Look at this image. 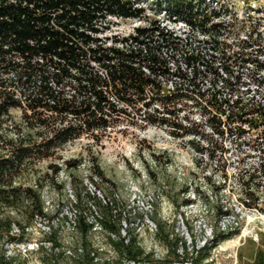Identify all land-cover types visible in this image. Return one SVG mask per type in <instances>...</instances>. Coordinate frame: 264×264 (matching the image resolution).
Wrapping results in <instances>:
<instances>
[{"label": "trees", "instance_id": "16d2710c", "mask_svg": "<svg viewBox=\"0 0 264 264\" xmlns=\"http://www.w3.org/2000/svg\"><path fill=\"white\" fill-rule=\"evenodd\" d=\"M146 1L141 5L142 0H0V264H21L7 253L6 244L24 241L26 229L35 217L48 216L43 187L21 182L28 169L84 134L105 132L110 121L130 114L132 107L140 106L141 119L149 124L169 125L170 119L177 120L178 112L187 105L200 107L202 116L207 113L216 117V124L210 128L212 135H234L238 146L247 144L260 154L256 165L250 164L237 174L242 194L247 197L244 203L250 205L252 198L264 193V129L249 133L235 126L236 122L243 123L240 111L249 104L242 98L230 102L223 97L243 91L242 70L247 62L255 61L257 67H264L256 59L262 50L251 49V43L256 41L248 39L235 42L237 46L223 42L222 64L216 66L199 49L195 53L186 49L180 52L153 19L149 26L135 27L134 35H107L114 19H147L143 6ZM155 6L168 18L184 21L192 30L210 35L215 45L237 23V17L232 18L227 7H221L222 19L214 20L221 16L220 11L209 12L205 0H155ZM240 23V30L253 31L261 25V19L254 20L250 15ZM170 49L179 50L176 61L185 62V69L169 67V58L175 57ZM207 82L210 87L205 86ZM15 108L22 113L18 124L13 125L16 134L9 137L6 123ZM172 125L195 134L197 131L181 123ZM241 138L247 141L240 142ZM199 146L194 147L210 160L215 159L217 150H224L217 140H206L205 146ZM76 162L66 164L76 166ZM53 170L59 172L57 167ZM59 187L62 190L64 183ZM86 197L96 214L88 221L79 213L77 226L83 235L99 227L107 233L109 246L118 256L131 261L147 257L136 235L122 236L123 218L114 212L116 200L95 192H87ZM81 198L79 191L74 198L78 207ZM189 203L190 199L184 201V205ZM227 237L219 231L215 242ZM165 242H171L168 236ZM172 243L176 250L182 249L180 253L174 251V261H190L183 239L176 235ZM195 252L198 255L191 264H212L206 261L208 254ZM237 258L239 264H264V238H248L238 248Z\"/></svg>", "mask_w": 264, "mask_h": 264}, {"label": "rangeland", "instance_id": "374dc122", "mask_svg": "<svg viewBox=\"0 0 264 264\" xmlns=\"http://www.w3.org/2000/svg\"><path fill=\"white\" fill-rule=\"evenodd\" d=\"M146 4L147 19H114L107 35L128 36L135 26L148 24L151 19L177 32L186 30L180 21L170 23L165 12L156 8L155 0ZM221 4L237 17L232 29L239 35L232 34L230 43L246 37L245 29L239 26L249 11L254 20L261 19L258 28L264 43V0H221ZM138 107L110 121L105 132L84 134L28 169L21 182L43 187L48 216L35 217L24 241L6 244L10 256L21 264H191L198 255L195 251L202 250L212 264H239L238 248L248 238H264V193H258L259 200L252 198L246 205L247 197L236 179L241 170L259 162V152L247 144L238 146L234 135H212L210 128L217 119L207 113L202 116L200 107L183 106L179 118H171L169 125L144 122ZM11 111L12 119L6 123L9 137L16 134L13 125L18 124L22 113L18 108ZM172 123L197 130L196 134L177 129ZM206 140H217L224 148L216 151L214 160L194 147L205 146ZM245 141L241 138L240 142ZM67 161H77V165H67ZM56 167L57 174L53 170ZM63 183L61 190L59 185ZM79 191L82 202L78 207L74 198ZM87 192L116 200L114 212L123 218L122 236L136 235L147 257L131 261L118 256L109 246L107 233L99 227L87 235L79 231V213L88 221L96 214ZM186 199L191 203L184 205ZM234 230L238 232L230 236ZM219 231L228 237L215 242ZM176 235L186 244L188 262L174 261V251H182L172 243ZM165 236L171 240L169 244L164 243Z\"/></svg>", "mask_w": 264, "mask_h": 264}, {"label": "built area", "instance_id": "2783aa9c", "mask_svg": "<svg viewBox=\"0 0 264 264\" xmlns=\"http://www.w3.org/2000/svg\"><path fill=\"white\" fill-rule=\"evenodd\" d=\"M144 1V0H142ZM206 4H207V8L209 9V12L211 10H217L220 11L221 14V0H205ZM145 3L141 2V5ZM145 6V5H143ZM224 8V7H223ZM225 9V8H224ZM251 12H247V17L248 16H252V14H250ZM233 15L232 18L236 17L234 16L235 14H230ZM229 17V16H227ZM222 19V14L219 17H215L214 20H220ZM152 20V19H151ZM154 21H156V25L160 26V29H163V31L165 32V37H168L170 39V41H172L175 45L178 46V49L180 50V52H182L181 50L186 49L188 50L190 53H195L197 49H199L200 51H203L206 53V58H208L210 60V62H213L214 65L219 66L222 64V60L221 59V53L222 50L224 52V43L226 44H231L234 46L235 42L230 43L231 41H228L229 39H231V35H239V33L235 30H231L229 32H227V34H225L224 36L221 35L218 38V45H215L213 43V41H211V36L207 35L205 33H203L200 30H192L190 28V26L184 22V21H180L179 24L183 23V26L186 28L185 31H181V32H177L175 30H173V28L169 27L168 25L165 26L163 25L162 22L153 19ZM170 23H176L178 22L177 20H175L174 18H168ZM150 23L148 22V24L146 23L145 25H139V26H149ZM137 27V26H135ZM135 29V28H134ZM133 29V33L129 34L130 35H134ZM247 35L245 38H241L239 41H243V39H248L251 40L250 41H256V43H251L253 46L251 49H258L260 48L262 50V52H264V43L261 41V33L262 31L260 30V28H258L257 30H253V31H247L244 30ZM128 36H124V37H128ZM117 37V36H116ZM119 38H123L122 36H120ZM168 47L164 48L167 49ZM179 50H173L170 49L169 52L174 53L175 57L173 58H169V67L172 69H176L180 66V68L185 69V67H187L186 63L183 61H176L179 60V54L178 51ZM252 51H257V50H252ZM262 52L260 51L257 56V60H260V62L264 63V55L262 54ZM170 54V53H169ZM213 54V56L210 58V55ZM220 56V57H219ZM178 58V59H177ZM212 63V64H213ZM241 71V70H239ZM243 74H244V78H242V81H244V84L241 87V90H243L240 94H236L233 96H227V95H223V97L232 102L238 98H242L241 101L243 103H247L249 104L247 107H245V109H243V111L240 113L243 114V116L241 117V120H244L243 123L241 122H236L234 125H240L242 127V129H246V130H253V132H249V133H256V130H259L262 128L264 129V67H257L255 64V61L253 62H247L245 64V66L243 67L242 70ZM262 73V74H261ZM256 79L258 80H263V83H258L257 81H255ZM209 85V82H207ZM219 87L221 84H217ZM256 86V89L253 88V86ZM170 88H172L171 86H169ZM260 87V90H259ZM252 104L253 106L251 107ZM223 118H225V115H222ZM224 120V119H223ZM254 125V127H253Z\"/></svg>", "mask_w": 264, "mask_h": 264}]
</instances>
